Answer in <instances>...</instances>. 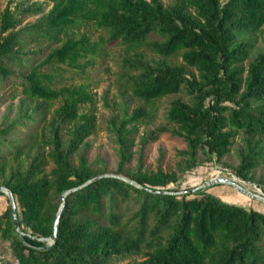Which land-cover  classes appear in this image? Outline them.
Instances as JSON below:
<instances>
[{
	"label": "trees",
	"instance_id": "16d2710c",
	"mask_svg": "<svg viewBox=\"0 0 264 264\" xmlns=\"http://www.w3.org/2000/svg\"><path fill=\"white\" fill-rule=\"evenodd\" d=\"M44 1L53 4L52 10L41 23L23 31L14 32L19 23L17 13L10 8L4 11L0 86L18 73L22 94L28 99L57 100L61 93L44 84L41 68L54 64L78 67L80 60L97 52V47L87 37L68 39L41 65L32 66L20 51L25 43L22 32L53 42L82 21L94 22L112 32V42H122L131 50L149 45L165 58L180 55L198 74L190 76L184 67L177 66L154 69L138 58L135 68L140 73L133 78L136 98L151 103L183 91L192 97L191 104L177 100L171 105L168 121L177 129L155 130L143 138L144 146L171 132L187 144L186 156L197 170L201 166L197 165L199 151L207 162H220L238 132L264 137V54L246 71L242 63L252 45L241 39L242 34H254L264 27V0H228L225 4L220 0H181L182 4L173 7H165L160 0ZM152 37L158 40L148 42ZM65 92L61 122L85 121L75 130L72 152L93 132V121L79 114L80 106L92 102V97L85 89ZM146 115L140 110L125 115L119 124H110L120 157L113 176L119 178L95 172L85 161L75 166L70 152L63 148L60 129L55 132L54 151L49 155L54 168L46 174L45 159L31 155L38 147L43 122L37 110L27 111L0 128V182L16 200L21 231H16L9 207L0 217V236L10 243L18 264H115L116 259L143 248L149 250L143 264H264V249L260 247L264 212L230 205L204 189L180 195L178 190L167 189L176 183L174 174L142 172V165L127 180L153 192L120 179L124 165L132 158L137 125ZM20 131L31 140H19ZM246 144L236 169L244 181L264 161L261 141L249 139ZM103 176L110 177L96 180ZM73 190L77 191L65 198L57 241L49 245L47 240L54 234L61 210L53 200ZM131 200L139 202L140 208L136 222L127 229L120 209Z\"/></svg>",
	"mask_w": 264,
	"mask_h": 264
},
{
	"label": "rangeland",
	"instance_id": "374dc122",
	"mask_svg": "<svg viewBox=\"0 0 264 264\" xmlns=\"http://www.w3.org/2000/svg\"><path fill=\"white\" fill-rule=\"evenodd\" d=\"M146 1L150 2L151 0ZM160 1L165 7L182 4L181 0ZM220 2L225 4L228 0H220ZM7 8H10L11 12L17 13L16 17L19 23L14 32H18L41 23L52 10L53 4L44 0H0V28L1 17ZM20 10L25 11V13L20 14ZM188 11L193 13L191 9ZM22 33L25 43L20 47V51L28 57L32 66L41 65L52 50L60 49L68 39L79 40L82 37H87L97 47V52L80 60L78 67L54 64L41 68L40 73L45 76L44 84L51 91L61 93L57 100L45 103L28 99L22 94V80L18 73H15V76L6 85L0 86V128L18 119L27 111L32 113L37 110L41 115L43 122L39 130L38 147L31 152V155L32 157L39 155L45 159L46 174H50L54 168V163L49 155L54 151L56 130L60 129L64 150L70 152L75 130L85 122L80 119L72 123L61 122L59 112L64 105L65 91L68 89H85L91 95L92 102L81 105L79 114L90 118L94 123V129L91 136L84 139L78 148L70 152V161L75 166H79L82 161H85L87 166L95 172L116 175L120 165V157L115 137L109 130L110 124H119L125 115L131 116L135 112L143 110L147 115L137 125L138 132L134 138L135 145L132 149V158L123 167V174L121 175L123 178H131L142 165V172L156 173L158 170H162L165 173L174 174L176 183L167 189L178 190L180 193L204 189L218 195L223 202L230 205L264 212V203L254 201L236 190V186H240L246 192L264 198V161H260L257 167L250 172L248 181L240 179L236 174V169L241 164V156L246 152V141L250 139L253 143L261 141L264 144V137H251L243 131L238 132L232 140L233 144L228 154L220 162H207V157L199 151L197 165L200 164L201 166L197 170L192 169L186 156L187 144L182 139L173 136L171 132L163 134L153 143L143 145V138L159 128H165L169 131L176 130L177 127L168 121L171 105L177 100L191 104L192 97L183 91L151 103L139 100L133 93V78L140 73L136 70L135 63L138 58H141L144 63L154 69L164 66L184 67L190 76L197 77V72L187 67L180 55L165 58L149 45L131 50L122 42H112L110 30L98 28L94 22L88 21H82L66 29L59 36V39L53 42L46 39H33L28 36L27 32ZM241 39L250 42L252 45L249 49V56L242 63L247 71L249 65L264 54V27L254 34H242ZM157 40L158 37H152L148 42ZM24 73L25 75L28 74L27 68H25ZM17 138L19 140H31V137H24L23 131L18 133ZM218 180L232 181L236 186L215 184L205 187L206 184ZM0 188H5L3 181L0 182ZM58 203L61 208H65L66 202L63 197L54 198L53 204ZM9 207L8 193L1 192L0 217ZM139 208L140 204L135 200L121 206L123 226H126L127 229L136 222L135 215ZM260 247L264 249V237ZM148 251L143 248L139 253L124 259H116L114 263L143 264L147 260ZM0 264H18L12 255L10 243L3 240L1 236Z\"/></svg>",
	"mask_w": 264,
	"mask_h": 264
},
{
	"label": "water",
	"instance_id": "95a60500",
	"mask_svg": "<svg viewBox=\"0 0 264 264\" xmlns=\"http://www.w3.org/2000/svg\"><path fill=\"white\" fill-rule=\"evenodd\" d=\"M104 177H110V176L99 177V178H97L96 180H98V179H100V178H104ZM111 177L119 178V177H117V176H113V175H111ZM120 179H123V180L126 181L127 183L132 184V185L138 187L139 189H142V190H145V191H151V190H149V189H146V188H143V187H141V186H138L137 184L132 183V182H130L129 180H127V179H125V178H121V177H120ZM215 184H227V185H230V186H236V184H235L234 182H232V181L218 180V181H213L212 183H210V184H208V185L206 184L205 187H206V186L215 185ZM198 190H200V189H197V190H195V191H189V192H187V193L189 194V193H191V192H196V191H198ZM236 190H237L239 193H241V194H243V195H246V196L250 197V198L253 199L254 201H261L262 203H264V198H263V197H260V196H257V195H252V194L246 192V191H245L244 189H242L240 186H236ZM75 191H77V190H73V191L68 192L65 196H63V200H65L66 196H68L69 194H71V193H73V192H75ZM1 192H7L8 195H9V199H10V207H11V209H12V215H13V219H14V223H15V228H16V231H17L18 233H21V231H20V227H19V220H18V213H17V204H16V200H15L13 194H12L10 191H8L6 188H0V193H1ZM151 192H153V191H151ZM154 193H156V192H154ZM179 194L182 195V194H184V193H179ZM63 210H64V207L61 208V210H60V212H59V215H58V217H57V219H56V221H55L54 234H53V236H52L50 239L47 240V242H48L49 245H53V244L56 243V241H57V237H58V229H59V223H60V218H61V215H62Z\"/></svg>",
	"mask_w": 264,
	"mask_h": 264
}]
</instances>
